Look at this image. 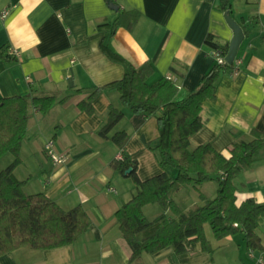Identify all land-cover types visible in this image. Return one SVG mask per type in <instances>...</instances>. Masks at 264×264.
Listing matches in <instances>:
<instances>
[{
  "label": "crops",
  "instance_id": "crops-1",
  "mask_svg": "<svg viewBox=\"0 0 264 264\" xmlns=\"http://www.w3.org/2000/svg\"><path fill=\"white\" fill-rule=\"evenodd\" d=\"M116 2L140 16L131 30L123 26L115 30L109 48L135 67L149 63L153 71L147 84L167 77L178 86L180 99L194 90L215 63L205 37L211 34L219 44L228 45L233 35L221 0ZM228 4L229 15L247 35L233 68L221 69L215 80V96L203 101L202 126L189 141L191 149L209 143L226 157L234 141L251 140V130L264 137V0H228ZM110 6L105 0H0V48L15 49L20 56L18 61H8L0 55V98L55 97L48 111H29L20 163L13 175L24 181L26 194L43 192L64 210L81 204L91 219L87 231L70 245L47 250L19 248L0 256V264L128 262L130 250L114 213L132 197L135 185L127 174L110 166L112 160L121 159V150L98 135L109 105L123 112L109 135L116 131L128 135L123 152L137 161L139 178L144 180L162 169L148 148L157 137L155 115L132 113L111 89L93 100L92 114L77 108L93 88L121 78L124 72L123 65L100 48L105 32L98 24L116 17ZM49 140L57 154L67 156L63 163L54 164L47 155L44 145ZM0 160L1 171L14 156L6 153ZM170 174L175 175L173 171ZM235 184L236 205L246 198L264 203V146L250 168L237 174ZM199 190L212 198L217 183L204 182ZM171 198L183 210L202 203L190 185L181 186ZM154 205L143 206L146 218L163 212ZM207 226L204 232L211 253L204 252L199 242L186 240L185 253L177 255L167 247L155 254L143 253L140 264H257L264 256V252L247 250L245 255L240 234L216 240ZM255 232L264 247V216L258 217Z\"/></svg>",
  "mask_w": 264,
  "mask_h": 264
},
{
  "label": "trees",
  "instance_id": "trees-1",
  "mask_svg": "<svg viewBox=\"0 0 264 264\" xmlns=\"http://www.w3.org/2000/svg\"><path fill=\"white\" fill-rule=\"evenodd\" d=\"M116 7V17L111 22L98 24L105 34L100 48L111 60L124 67L121 78L97 86L77 103V108L93 113V100L104 90L119 93L120 103L134 114L145 117L155 115L157 137L148 148L155 154L162 171L144 180L137 175V161L123 152L128 135L112 128L121 120L123 112L108 106L104 124L98 131L103 139L110 140L121 150V159L110 162L113 170L127 174L135 185L132 197L118 208L114 217L121 235L129 247L127 264H140L143 253L155 254L171 247L175 254L187 251L185 241H197L204 252L212 247L204 232L210 227L216 240L241 234L247 251L264 252L260 237L255 232L258 217L264 216V203L246 198L236 205L237 174L249 169L256 155L264 146V137L255 129L250 131L249 141H234L230 156L226 157L211 144L203 143L189 148V141L202 126L200 110L206 98L215 96V80L221 69L233 68L214 63L197 86L183 98H178V86L167 77L154 84H147L152 74L149 63L133 66L125 62L109 48V39L119 26L131 30L139 19L135 10H125L116 0H105ZM222 9L230 13L228 0H221ZM244 36L247 31L241 27ZM205 43L225 56L228 45H221L208 34ZM8 47L0 48V55L8 61H18L8 54ZM55 101L54 96L31 95L0 98V158L10 153L14 160L0 171V256L27 248L33 250L54 249L74 243L91 225V219L81 204L68 210L61 208L43 192L26 194L24 181L17 180L13 169L20 163L19 152L28 130L29 111L46 112ZM176 170L172 176L170 171ZM207 181L217 183L216 194L207 198L199 190ZM183 185H190L201 199V204L183 210L171 194ZM147 204L159 205L163 212L152 219L143 215ZM264 264V256L262 263Z\"/></svg>",
  "mask_w": 264,
  "mask_h": 264
},
{
  "label": "built area",
  "instance_id": "built-area-1",
  "mask_svg": "<svg viewBox=\"0 0 264 264\" xmlns=\"http://www.w3.org/2000/svg\"><path fill=\"white\" fill-rule=\"evenodd\" d=\"M255 1H258V0H255ZM7 11H4L2 15H5ZM263 29H264V25H263ZM8 54L10 56H14L17 58V60H20V56H19V52L15 49H8ZM211 54L215 60V63L223 66L225 64H227L226 60H225V56L223 55H220L219 51L215 50V49H212L211 50ZM235 60V59H234ZM234 63V61H233ZM232 63V64H233ZM44 150L46 151L47 155L51 158L52 162L54 164H60V163H63L67 156L66 155H59L57 154L55 151H54V148H53V142L51 140L47 141L44 145ZM108 190L116 193V190L113 189V188H108ZM262 263V258H259L257 260V264H261Z\"/></svg>",
  "mask_w": 264,
  "mask_h": 264
},
{
  "label": "water",
  "instance_id": "water-1",
  "mask_svg": "<svg viewBox=\"0 0 264 264\" xmlns=\"http://www.w3.org/2000/svg\"><path fill=\"white\" fill-rule=\"evenodd\" d=\"M110 7L111 9H116V7H114L113 5H111ZM225 20L233 33L228 43V49L225 55V60L227 64H232L236 57L240 43L244 38V34L241 26L233 18H231V16L228 13L225 14ZM130 171L131 168L129 167L128 169L125 170L124 175L129 174Z\"/></svg>",
  "mask_w": 264,
  "mask_h": 264
},
{
  "label": "rangeland",
  "instance_id": "rangeland-1",
  "mask_svg": "<svg viewBox=\"0 0 264 264\" xmlns=\"http://www.w3.org/2000/svg\"><path fill=\"white\" fill-rule=\"evenodd\" d=\"M0 159H1V158H0ZM0 161H2V160H0ZM2 163H4V162H2ZM0 165H1V164H0ZM4 166L6 167V166H8V165H4ZM5 167L1 168V170L4 169ZM172 171L176 174V170H172ZM154 206H155V207H160V206L157 205V204H155ZM207 229L209 230V232L211 231L209 226H207ZM210 233H211V232H210ZM238 236L243 237L241 234L238 235ZM243 240H244V239H243ZM243 247H244V248H243L244 253H245V255H247L246 252H245V250H246V248H245V244H243Z\"/></svg>",
  "mask_w": 264,
  "mask_h": 264
},
{
  "label": "bare ground",
  "instance_id": "bare-ground-1",
  "mask_svg": "<svg viewBox=\"0 0 264 264\" xmlns=\"http://www.w3.org/2000/svg\"><path fill=\"white\" fill-rule=\"evenodd\" d=\"M117 160V159H116Z\"/></svg>",
  "mask_w": 264,
  "mask_h": 264
}]
</instances>
